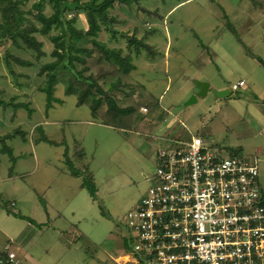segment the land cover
I'll return each instance as SVG.
<instances>
[{"label":"rangeland","instance_id":"1","mask_svg":"<svg viewBox=\"0 0 264 264\" xmlns=\"http://www.w3.org/2000/svg\"><path fill=\"white\" fill-rule=\"evenodd\" d=\"M142 1L144 3L138 6L149 8L156 15H142L141 22L133 9L117 3L122 20H118V35L114 40L119 44H114L116 42L105 34L101 39L111 47H120L125 54L127 41L122 37L125 23H143L147 28L152 26L149 30L154 31L150 38L159 40L158 49L161 50L149 59L154 70L150 71L146 64L142 69L149 70L146 74L151 83H155L151 86L154 92L158 91L153 93L154 98L158 100L160 93L168 87L161 102L162 105L170 102L169 110L166 108L163 112L165 118L175 119L174 129L181 128L183 122L191 134L208 140L211 149L220 150L225 158L234 155L257 159L258 184L264 197V67L252 57L264 61V0H189L174 10V6L186 0ZM34 2L30 1L22 9H30ZM50 9L48 0H45L44 13L49 15ZM38 40L42 42L43 50L50 54L52 45L48 40L39 36ZM166 40L172 43V50L169 62L165 63L162 51ZM14 57L33 61L29 53L0 39V78L11 80L6 72L14 71L15 80L21 72L23 66L16 65ZM176 58L181 59L180 64L172 70L169 63L172 65ZM191 60L195 66L187 70L186 63ZM50 61V56L43 57L33 67L24 68L26 79L16 78L17 82L25 80L21 85L27 95L21 98L20 103H28L31 114L26 109L8 105L12 94L0 96L1 117L14 116L7 123L8 132L27 131L25 136L21 133L0 144V253L6 252L5 247H8L17 255L18 264H31L25 253L36 255L37 259L45 258L39 262L41 264H110L101 249L108 250L112 259L122 253L127 254L125 241L130 244L127 214L146 195L156 171L154 150L149 149V143L137 148L134 144L139 135L132 129L136 125L139 128L137 132L146 135L148 130L145 126L151 125L148 119L157 123L158 111L150 114L139 109L137 122L131 130L104 127L91 116L87 106L77 107L74 96L64 95L61 83L55 86L53 95L63 103H53V108L48 111L46 96L37 89L43 82L37 72L41 63ZM182 70L186 76H176ZM166 72L173 81L167 82ZM132 76V80L139 82L140 78ZM194 81H207L203 83L211 84L210 91L184 107L185 102L198 94ZM239 81L245 82L246 89L231 92L222 99L212 93L219 86L231 90ZM11 83L16 87L13 81ZM134 91L130 103L138 105L142 93L135 88ZM115 96L121 102V94ZM46 120L52 123H45ZM38 126L53 144L35 140L32 143L33 129ZM36 134L41 135L39 130ZM16 139L25 144L22 149L16 145ZM55 143L60 145L57 147ZM31 145L35 146L33 154ZM4 147L11 150L12 157L1 151ZM65 152L72 167L80 172L79 177L69 175ZM89 174L93 177L97 200L80 187L84 177L90 178ZM14 184H17V195ZM18 198L22 201L18 202ZM45 203L51 209L50 222H47ZM54 213L57 214L55 219ZM16 216L43 220L45 225L40 231L46 232L45 235H55V229L66 234L70 229H76L82 238L74 243L59 244L56 250L46 254L42 244L47 242V237L34 239L31 235H22L26 220ZM21 235L24 237L19 246ZM58 238L55 242L59 241ZM113 244L117 253L111 250Z\"/></svg>","mask_w":264,"mask_h":264},{"label":"built area","instance_id":"2","mask_svg":"<svg viewBox=\"0 0 264 264\" xmlns=\"http://www.w3.org/2000/svg\"><path fill=\"white\" fill-rule=\"evenodd\" d=\"M211 146L193 137L157 151L151 185L126 217L124 264H264L258 160Z\"/></svg>","mask_w":264,"mask_h":264},{"label":"trees","instance_id":"3","mask_svg":"<svg viewBox=\"0 0 264 264\" xmlns=\"http://www.w3.org/2000/svg\"><path fill=\"white\" fill-rule=\"evenodd\" d=\"M30 1L35 2L30 9L23 10ZM139 1L142 0H48L51 13L46 15L45 0H0V39L3 43L9 41L15 49L27 52L33 58L31 62L14 57V63L23 68L33 67L46 56L38 36L52 45L49 54L51 61L40 64L37 72L43 78L38 90L46 96V110L53 103H63L53 95L55 86L61 83L65 96H74L77 107L87 106L93 118L116 130H131L139 109L144 108L146 113H151L158 107V102L132 80L130 75L134 69L132 54L138 56L144 50L150 55L151 50L142 40L123 34L127 48L133 49L125 55L122 49L110 48L100 41L99 35L104 32L115 39L118 35L113 29L116 18L110 15V11L116 3L131 5L138 4ZM79 14L85 16L86 30L77 28ZM147 33H152V30ZM252 57L264 67L263 60L253 55ZM134 88L142 93L138 105L130 103L134 97ZM117 93L122 96L121 102L115 96ZM8 105L26 109L31 114L27 104L10 102ZM184 136V141H190L189 136ZM1 151L12 157L9 148L4 147ZM65 157L71 175L79 177L80 172L72 167L66 154ZM82 188L93 200H97L96 188L90 178L82 179ZM16 217L34 223L29 218ZM130 247L125 241L127 253L130 252Z\"/></svg>","mask_w":264,"mask_h":264},{"label":"crops","instance_id":"4","mask_svg":"<svg viewBox=\"0 0 264 264\" xmlns=\"http://www.w3.org/2000/svg\"><path fill=\"white\" fill-rule=\"evenodd\" d=\"M87 1L88 0H83V2H87ZM188 1L189 0L181 1L176 6H174L172 8V10H174L175 8L181 6L182 4H184L185 2H188ZM140 3H144V1H139L138 4L132 3L131 5H128V4H125V3H120V4L125 5L126 8L133 9L134 12H135V14H136L135 15L136 18H139V20L142 22V20H141L142 15L143 16L144 15H150L151 16L155 12L153 13L149 8L147 10L145 8H142L141 6H138ZM118 4L116 3L115 6H114V9L112 11H110V15L111 16H114L116 18V23L113 25V29L116 32H117L116 29H117V26H118V23H119L118 20H122L121 19L122 17L120 16V12H119V9H118L119 8V5ZM147 12H149V14ZM118 16H119V18H118ZM68 17H70V16H68ZM82 17L84 18V20H82ZM125 20H127V19H125ZM127 21H129V20H127ZM137 24L138 25H136L134 23L126 22L125 23V34L124 35H126L128 37L134 36L138 40H142V42L150 48L151 54L150 55H147L146 51H144V50H142L141 53L138 56H135L134 54H132V64L134 65V69L131 71L130 75L132 76V74H133L134 78H140L139 82L136 81L137 84L139 83V85H141L144 88L145 92H147L149 95H151L154 98L153 93L157 94L158 91H155L154 92L153 89L151 88V86L153 87L155 83L154 82L151 83V80H149V78H148V76L146 74V72L149 73V70H143L142 67L144 66V64H146L147 67L150 68V71H153L154 70V68H153L154 65L152 64V61H149V59H150V57H152L153 55H155L158 50H161V49H158L159 48L158 46L160 44H159V40L158 39L152 38V37L150 38V34L151 33H147V31L150 28L152 29V26L149 25L148 28H147V26L145 24V26H146V28H145V26L142 25L143 23L141 25H140V23H137ZM76 25H77V28H79V29H84V30L87 29V24H86L85 16L83 14H79L78 15V17H77V24ZM128 31H131V33L128 32ZM103 34L107 35L106 33L102 32L99 35V40L102 41V42H104V43H106L108 45V43L106 41H104V40L101 39ZM107 36H109V35H107ZM112 41L116 42L114 44H119L114 39H112ZM175 42L177 43V41H175ZM109 47L110 48H118V49H121L120 47H117V46H114V47L109 46ZM132 50L133 49H131V50L128 49L127 48V43H125V55L129 54L130 52H132ZM171 50H172V43L169 40H166L165 47H164V51H162L164 53L163 57H164L165 63L166 62H169V53H170ZM44 52L46 54L45 57H49V52H46L45 50H44ZM177 58H179V57H177ZM177 58L173 61L172 65H170V63H169V67H171L172 70H176V64H180L179 61L181 59H177ZM41 64H45V63H41ZM186 65L188 66L187 67V70H190L193 66H195V62H193L191 60V61H189V63H186ZM165 69L168 70L167 68H165ZM20 70H21V72H19V74L17 75V77H15V80L13 78L14 71L11 72V70H9V72H11V73H7L6 72L7 75H10L12 77L11 80L8 79V78H3V79L0 78V86L3 85V88H0V96L2 95L4 97V96H8V95H11L12 94L13 97L8 99L9 102H12L13 104H27L28 107H29V104L28 103H20L21 98L27 95V92L25 91V88L21 85V83L24 82L25 80H23L21 82H17L16 81L19 78L26 79V77H27L26 74H25L26 71H23L24 68L21 67ZM185 71H186V69H185ZM185 71H183L181 73L179 71L178 73H176V76H180V78H184L186 76V73H184ZM166 74H168V73L166 72ZM5 77H6V75H5ZM16 78H18V79H16ZM11 81L14 82V84H15L16 87H12ZM168 81H173V80H171L169 74H168V78H167V82ZM197 81H201V80H197ZM197 81H194V82H197ZM202 82H207V81H202ZM210 85H209L208 92L210 91ZM38 88H39V86L37 87V89ZM167 88L168 87L165 88V91L167 90ZM34 89H36V88H34ZM214 89L215 90H219V91L220 90H225L223 87H220V86L217 87V88L215 87ZM241 89H243V90L246 89L245 82H244V87L241 88ZM157 90H159V88ZM165 91H163L162 93H160V95L158 97V100L156 98H154L158 102V107L153 112H155L156 110L158 111V116H157L156 119H158L159 121L156 123V122L152 121L151 119H148V121L151 122V125L148 124L147 126H145L147 128V130H148V132H147L146 135H144L142 132H137V130L139 128L138 129H135L136 125H134V127L132 129L133 132H135L136 134L139 135V138H137V141H136V143L134 145L137 148L138 147L140 148L142 145L148 146V143H149L150 144V146H148L149 149L150 150L153 149L154 152H155V154H154L155 155V157H154L155 158V161H156L157 151L160 148L165 147L168 143H170V142H186V141L183 140V135L189 136L190 140L193 137H197V135H193V134H191L188 131L186 125L183 122H181V124H180L181 128L174 129L175 128V119H171V121H170V120H167L165 118V116H164L165 114L163 112L166 111V108H168V110H169V107L168 106H169V103H170V102H167L166 104H163V105L161 104V102L163 101V94H164ZM192 95H196V93H193ZM184 102H185V100H184ZM185 103H184V107H186ZM175 104H173L172 106H174ZM80 107H82V106H80ZM52 108H53V104H52V107L48 111H50ZM153 112H151L150 114H152ZM167 112H169V111H167ZM13 118H14V116H12L11 118L8 116V118L3 119L1 117V110H0V144L1 145L4 144L5 141H7V138H12V137L20 136L21 133H22L21 131H14V130L12 132H8L9 130L6 128L7 123H8V121L10 123V121L13 120ZM262 120L264 121V118ZM98 122L101 125H103L104 127L107 126V125H104L103 123H101V121H99V120H98ZM136 122L137 121H135V123ZM45 123L51 124L52 122L46 120ZM107 127H109V126H107ZM158 127H160V129ZM37 130L40 131L41 135L36 134V131ZM119 131H121V130H119ZM18 132H20V133H18ZM25 134H27V131L25 133H22V135H24V136H25ZM33 135H32V143H33L34 140H35V142H38V143H39V141H42L43 143H47V144H49V143L53 144L54 143L53 141H51L49 139V137H48V135L46 133L44 134V132H42L41 126H38V127H36V128L33 129ZM172 135H174V136H172ZM260 135H262V134H260ZM188 141H189V139H188ZM206 141L208 142V140H206ZM15 143H16V145L18 147H20V149H22V147L25 145L19 139H16L15 140ZM55 144H57V143H55ZM59 145L60 144H57L55 146L58 147ZM33 147H35V146L34 145H31V152H32V154H33V150H34ZM136 147H134V148L136 149ZM80 152H81V150H80ZM65 154L68 157V153L65 152ZM79 157H82L81 154L79 155ZM67 171H68L69 175H71V173H70V171L68 169H67ZM88 176L93 181V177H91L90 174ZM14 178H16V177H14ZM80 183H81V186L80 187H81V189H83L82 188V181ZM14 185H15L14 191L17 192V193H15V195H17L18 194L17 184H14ZM49 190H50V188H49ZM17 201L18 202L19 201H22V199L21 198L20 199L18 198ZM42 203H43V201H41V204ZM44 207H45V212H46V214L48 216L47 222L48 221L50 222V221H52V218L50 216V215H52L51 212H50L51 209L49 207H47V203L44 204ZM55 216H57L56 213H54V219H55ZM23 217H25V216H23ZM26 218H29L34 223H30V222L26 221L25 231L23 233H21V234L22 235H25V236L26 235H29V236L31 235L34 239L37 236H39V237L40 236L47 237V242L46 243L44 242L42 244L44 246L43 249L46 252V254H48L52 250H56L61 244L64 245V244H67V243H69V244L70 243H74V242H76V241H78L79 239L82 238V235L79 234V232L76 229H70V233L69 234L63 233L59 229H55L54 230L55 232H53V233H55V235L54 234H47V235H45L46 232L41 233V231H40L41 227L45 225V223H43V220L35 221V219H33L32 217H26ZM40 233L42 235H40ZM22 235L20 237V240L18 241V245L19 246L23 242V239L22 238L24 236H22ZM57 238H58L59 241L58 242H55ZM67 238H69V239H67ZM40 241L39 242L37 241V243L39 244ZM112 247H113V249H111V250L112 251L114 250L116 252V250L114 248V244H113ZM5 251L6 252L0 253V264H18L17 255L14 253L15 254V258L13 260H9L8 257H7V255L9 253H13V252L10 251L8 247H5ZM101 251H103V254H105V257H107L108 262H110V264H117L116 262H120V264H124V262H125V255H122L123 253L121 254V256L119 255V256L115 257L114 259H112V256L110 255V252H108V250L101 249ZM25 255H26L28 261L31 264H41L39 262H41V261L43 262L45 260V258H43V257L37 259V256L36 255H32L31 253H28V254L25 253ZM105 264H108V263H105Z\"/></svg>","mask_w":264,"mask_h":264},{"label":"water","instance_id":"5","mask_svg":"<svg viewBox=\"0 0 264 264\" xmlns=\"http://www.w3.org/2000/svg\"><path fill=\"white\" fill-rule=\"evenodd\" d=\"M194 84L196 85V87L198 88V94L196 96H192L186 103L185 105L188 106L190 104H192L193 102L197 101V98L206 96L209 90V84L207 83H203V82H194ZM212 93L214 94V96H216L217 98H226L231 91L230 90H212Z\"/></svg>","mask_w":264,"mask_h":264}]
</instances>
